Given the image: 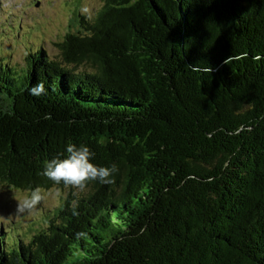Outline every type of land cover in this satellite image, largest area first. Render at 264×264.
I'll list each match as a JSON object with an SVG mask.
<instances>
[{
    "label": "trees",
    "instance_id": "trees-1",
    "mask_svg": "<svg viewBox=\"0 0 264 264\" xmlns=\"http://www.w3.org/2000/svg\"><path fill=\"white\" fill-rule=\"evenodd\" d=\"M76 22L58 59L0 56V184L67 192L31 236L1 231L0 264H264V0H103ZM69 143L114 183L40 175Z\"/></svg>",
    "mask_w": 264,
    "mask_h": 264
},
{
    "label": "rangeland",
    "instance_id": "rangeland-1",
    "mask_svg": "<svg viewBox=\"0 0 264 264\" xmlns=\"http://www.w3.org/2000/svg\"><path fill=\"white\" fill-rule=\"evenodd\" d=\"M103 0H0V56L16 67H26L29 55L39 49L58 59L56 43L68 30H76L79 15L93 17ZM73 19V20H72ZM46 199L32 215H16L17 202L27 191L0 184V238L1 231L31 236L46 226L47 214L66 196V190H43ZM51 193V195H48ZM9 235V234H7ZM7 237V236H6Z\"/></svg>",
    "mask_w": 264,
    "mask_h": 264
},
{
    "label": "clouds",
    "instance_id": "clouds-1",
    "mask_svg": "<svg viewBox=\"0 0 264 264\" xmlns=\"http://www.w3.org/2000/svg\"><path fill=\"white\" fill-rule=\"evenodd\" d=\"M32 96H41L46 94L45 85L39 82L29 89ZM94 153L89 147L81 144L69 143L66 146V156L64 153L58 154L51 160L44 162V170L39 173L47 177L56 186H63L67 189L84 191L87 186L98 181L101 184L114 183V174L118 173L117 165L112 164L110 167H99L92 163ZM64 158H61V157ZM57 188L56 195H59ZM51 195V193H48ZM46 199L44 191L39 188L29 189L24 197L17 202L16 215H32L37 211V206ZM77 214V213H74ZM77 238H81L86 233H77Z\"/></svg>",
    "mask_w": 264,
    "mask_h": 264
}]
</instances>
